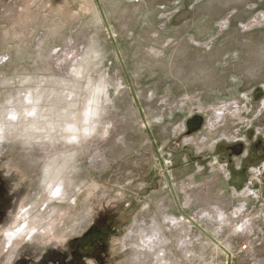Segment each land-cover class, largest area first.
Masks as SVG:
<instances>
[{
  "label": "rangeland",
  "instance_id": "374dc122",
  "mask_svg": "<svg viewBox=\"0 0 264 264\" xmlns=\"http://www.w3.org/2000/svg\"><path fill=\"white\" fill-rule=\"evenodd\" d=\"M262 89L264 0H0V264L108 209L111 264H264Z\"/></svg>",
  "mask_w": 264,
  "mask_h": 264
},
{
  "label": "flooded vegetation",
  "instance_id": "af4514ba",
  "mask_svg": "<svg viewBox=\"0 0 264 264\" xmlns=\"http://www.w3.org/2000/svg\"><path fill=\"white\" fill-rule=\"evenodd\" d=\"M238 145L241 147L240 154L243 153V142H234L228 147L229 160L230 156L236 155L234 151ZM254 152L258 158L264 156V127L262 138L254 144ZM3 182L0 178V228L5 224L13 204L9 189ZM119 222L115 211L105 210L97 214L80 234L68 238L62 245H51L41 252H35L31 247L16 249L10 264H111L110 241L119 233ZM3 257L4 253L0 254V259Z\"/></svg>",
  "mask_w": 264,
  "mask_h": 264
},
{
  "label": "water",
  "instance_id": "95a60500",
  "mask_svg": "<svg viewBox=\"0 0 264 264\" xmlns=\"http://www.w3.org/2000/svg\"><path fill=\"white\" fill-rule=\"evenodd\" d=\"M203 124V117L201 115H194L190 117L189 119L186 120V127H187V133H193L201 128ZM236 155H239L241 153V147L238 145V149L234 151ZM188 157L191 161H196L200 160L202 157L201 156H191L188 154ZM263 193H264V188H263ZM213 242L219 244L216 240L212 238ZM222 247V246H221ZM223 248V247H222Z\"/></svg>",
  "mask_w": 264,
  "mask_h": 264
}]
</instances>
